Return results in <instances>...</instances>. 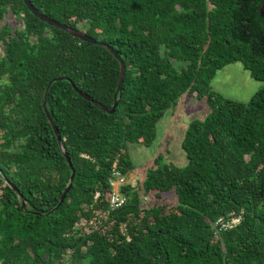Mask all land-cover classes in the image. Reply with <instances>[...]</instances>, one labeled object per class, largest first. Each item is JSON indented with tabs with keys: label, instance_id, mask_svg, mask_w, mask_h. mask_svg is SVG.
<instances>
[{
	"label": "trees",
	"instance_id": "16d2710c",
	"mask_svg": "<svg viewBox=\"0 0 264 264\" xmlns=\"http://www.w3.org/2000/svg\"><path fill=\"white\" fill-rule=\"evenodd\" d=\"M28 1L110 46L125 71L113 113L103 112L71 84L110 108L113 56L39 21L21 0H0V264H264V87L247 103L210 88L232 63L264 82L262 0ZM58 78L45 106L74 173L53 210L70 168L41 103ZM182 95L208 109L183 133L186 166L157 155L110 210L113 162L121 176L132 173L128 145L149 146ZM163 193L174 204L142 202ZM232 216L237 224L217 228Z\"/></svg>",
	"mask_w": 264,
	"mask_h": 264
},
{
	"label": "rangeland",
	"instance_id": "374dc122",
	"mask_svg": "<svg viewBox=\"0 0 264 264\" xmlns=\"http://www.w3.org/2000/svg\"><path fill=\"white\" fill-rule=\"evenodd\" d=\"M174 68L179 70L185 63H175ZM264 87V82H258L249 76L240 63H232L217 70L210 80L211 90L222 99L247 103L251 96ZM208 109L204 100L182 95L175 108L166 111L155 126L154 141L147 147L141 145H128V154L134 164V171L125 177L126 181L136 184L140 180L147 167L159 154H164L163 162L171 163L177 168L186 166V159L180 147L183 133L189 122L203 120ZM167 151V154L164 153ZM112 189H118V185L112 182ZM142 202L149 206L153 202L174 204V196L171 193L161 194V199H156L152 194L142 197Z\"/></svg>",
	"mask_w": 264,
	"mask_h": 264
},
{
	"label": "water",
	"instance_id": "95a60500",
	"mask_svg": "<svg viewBox=\"0 0 264 264\" xmlns=\"http://www.w3.org/2000/svg\"><path fill=\"white\" fill-rule=\"evenodd\" d=\"M22 3L24 4V6L26 7L27 11L33 16L35 17L36 19H38L39 21L41 22H44L46 25L48 26H51L57 30H60L64 33H66L67 35L71 36V37H74L76 39H78L79 41L81 42H85V43H89L91 45H96V46H99V47H102L104 49H106L112 56L113 58L117 61L118 63V77H117V83H116V90L113 94V103L111 105L110 108H105L103 107L102 105H100L99 103H97L95 100H92L91 97L85 95L84 93H82L81 91H79L73 84H71V87L72 89L81 97L83 98L84 100L92 103L95 107H97L98 109L102 110L103 112L105 113H108V114H112L113 111H114V108L116 107L117 103H118V94L121 90V85H122V82H123V78H124V71H125V68H124V64L123 62L121 61V59L119 58V56L117 55V53L110 47L108 46L107 44L103 43V42H100V41H96L90 37H88L87 35H85L83 32L81 31H78L76 29H73V28H70L68 26H64L52 19H49L48 17H46L45 15L41 14L39 11H37L36 9H34L32 7V5L29 3L28 0H21ZM257 11H258V14H259V17L263 20L264 22V0H262L259 5H258V8H257ZM64 78H58V79H52L50 81H48V83L46 84L45 88H44V91H43V96H42V103H41V108H42V111L48 121V123L50 124V127L52 129V132L55 136V139L57 141V144H58V147H59V150L62 154V156L64 157L65 159V162L66 164L68 165V167L70 168V175L68 177V183L66 184L63 192L61 193L59 199H58V202L56 204V206L53 208L56 209L62 202L65 194L67 193V191L69 190L70 188V182L72 181V178H73V169H72V166H71V163L69 161V158L64 150V148L62 147V145L60 144V138L57 134V130L51 120V117L49 115V113L47 112L46 110V106H45V100H46V97H47V93H48V90H49V87L51 85V83L53 81H56V80H62ZM15 193H18V191L14 188V186L9 183V181H4ZM21 208L24 209V205L22 204L21 205ZM52 211V210H51ZM49 211V212H51ZM218 228V226H217Z\"/></svg>",
	"mask_w": 264,
	"mask_h": 264
},
{
	"label": "built area",
	"instance_id": "2783aa9c",
	"mask_svg": "<svg viewBox=\"0 0 264 264\" xmlns=\"http://www.w3.org/2000/svg\"><path fill=\"white\" fill-rule=\"evenodd\" d=\"M115 167H116V163L113 162V164L111 166V178L109 179L110 187H113L112 186L113 185L112 182L116 183V185H118L119 188L123 184H131V183L126 181L124 176H121V174L116 170ZM131 185H133V184H131ZM119 188L116 189V190L111 188L112 193H111V195L109 197V200H108V204H109V209L110 210L120 207L125 201V197L122 194L119 193ZM97 197H98V193L95 192L94 195H93V199H96ZM238 219H239L238 216H232L226 222L222 223L219 220L215 224L217 226L221 227V228H228V227H231L232 225L237 224L238 223ZM99 220H100L99 216L91 217L90 220L88 221V224L92 228L96 227V225L99 224ZM120 230L124 231L123 225L120 227Z\"/></svg>",
	"mask_w": 264,
	"mask_h": 264
}]
</instances>
